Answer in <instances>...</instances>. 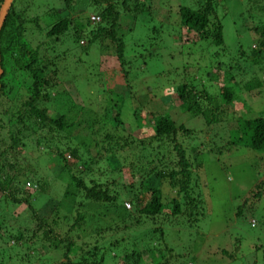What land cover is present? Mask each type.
<instances>
[{"label":"rangeland","instance_id":"rangeland-1","mask_svg":"<svg viewBox=\"0 0 264 264\" xmlns=\"http://www.w3.org/2000/svg\"><path fill=\"white\" fill-rule=\"evenodd\" d=\"M220 1L217 5V15L221 19L225 46L215 48L201 44L195 34L192 31L186 32L183 26L174 27L172 31L168 26V11L174 15L180 5L194 6L196 0H150L149 10L143 11L142 16L133 17L132 13H122L118 33L124 34V55L129 62L125 76L112 52L109 54L107 49L100 50L96 40L84 44L85 40L79 38L77 45L69 36L64 37L62 43L57 41L58 45L54 46L52 53L56 55L57 61L52 91L58 95L55 97L57 102L48 105V112L51 114L59 110L56 105L61 103H64L63 113L68 111L72 116L82 114L84 117L79 107L94 110L99 114L105 102L110 101L111 104L120 98L114 97V94L118 93L121 94L122 103L118 115L121 125L116 124L118 132L113 133L118 135L122 142L128 143L130 139L150 135L153 125L160 117H166L176 125L193 130L191 135L186 136H181L178 132L175 140L184 149L187 157H196V162L200 164L192 171L191 186L193 193L200 199L201 209H197V216L190 217L184 214L175 217L169 215L167 208L175 192L165 182L160 186L162 213L165 216L158 218V215H140L137 208H133V202L129 201L131 196L127 190L130 191L129 186L134 192L143 188V185L142 188L139 187V182L144 177V172L150 168L148 164L151 166L158 163L154 161V151L146 153L143 150L140 152L142 155H139L137 148L133 146L137 142H133L129 147H125L122 153H116L117 158L113 159L107 142H95L92 139L87 148L90 156L96 161L92 166V178L95 177L94 180L103 184L102 189H107L106 195H117L112 214L121 218L123 204L135 224L126 228L128 219L125 218L124 223L116 224L120 225L121 232L118 236L124 237L125 244L121 243L122 247H115L112 255H107V242H101L106 253V263L117 261L121 254L120 249L126 247L125 250H128V236L133 235L138 240L143 236L145 241L150 240L148 238L154 231L155 234L162 233L159 244H166L167 247L166 252H155L162 255L160 262L165 260L167 264H264V160L258 161V154L239 143L234 146L228 144L231 138L230 128L235 126L231 120L244 113L241 112L242 107L240 106V110L226 107L217 112L216 122L205 125L199 115H190L182 109L175 92L178 84L197 86L199 82L207 81V73L214 74V70L221 72L216 66L217 62H225L231 58L236 46L244 52L253 46L257 47L248 39L251 37L252 27L264 23V0ZM14 6L24 8L27 17L37 16L42 29L39 33L40 45L41 48L48 49L44 44L47 41L44 37V26L49 21L45 11L49 13L51 8L60 9L62 2L16 0ZM258 12L261 14H257ZM234 35L238 36L237 42L233 41ZM39 36L36 32H31V29L25 32V38L32 45L39 41ZM105 41L104 44H107V40ZM123 68L125 70L126 66ZM193 81L197 83L194 84ZM211 83L216 87V91ZM211 83L208 91L217 95V88L223 82L219 78ZM243 98L247 105L253 107L252 111L244 116L254 117L260 102H264V91H252ZM199 104L203 107L206 102L200 101ZM165 141L160 147L163 148L162 154L157 152V160L166 167H171L176 162V155L172 145ZM31 142V139H28L27 146L21 147L16 153L7 154V161L0 160L1 169L5 171L2 175L16 178L21 183L19 186L23 184L21 190L14 195L23 196L26 194L23 190H37L38 192L31 193L28 201L49 226L52 225L49 217H54L49 210L58 201L60 216H75L76 207L81 212L86 210L85 203L82 206L76 203L78 197L62 199L67 177L61 174L60 161L47 151L36 148ZM259 181L263 182L260 195L249 205V199H253L251 195L255 191L253 187ZM150 183L151 187L157 186L156 180H151ZM15 185L8 187L12 194ZM112 190L114 192H111ZM246 198L248 199L245 201ZM193 218L195 221L191 222ZM35 224L36 221L31 217L25 203L14 204L0 194V264H53L61 260V251L53 249L50 241L42 239L41 231L36 229ZM52 227L54 235L58 234L62 238L69 236L66 231L67 221L58 218ZM86 231L80 234L82 238L78 242H92L89 232ZM18 233H21V240H25L21 243L23 246H19L21 248H16L15 240L9 238L10 235ZM72 238L76 241L75 236ZM75 243L77 244V241ZM140 248H143V244H138L139 251ZM104 250L101 249L102 252ZM135 252L137 253V250ZM141 255L143 264H153L142 249ZM117 263L120 264L118 261Z\"/></svg>","mask_w":264,"mask_h":264},{"label":"trees","instance_id":"trees-1","mask_svg":"<svg viewBox=\"0 0 264 264\" xmlns=\"http://www.w3.org/2000/svg\"><path fill=\"white\" fill-rule=\"evenodd\" d=\"M15 1H11L0 27V68L2 70L0 74V131H2L0 160H6L9 157L7 154L16 153L21 147L27 146L28 139H31V143H34L36 148L47 151L60 161L61 174L67 177L62 199L78 197L79 200L76 203L80 206L85 203L86 210L81 212L76 207L75 216H60V202L51 206L49 211L54 217L49 218L53 226L58 218L67 221L66 231L69 236L62 238L58 234L54 235L52 225L49 226L46 221H43L28 201V197L32 196L31 193L38 191L23 190L26 192L23 196L14 195L19 189L21 190L20 187L23 184L19 186L21 183L16 178L2 175L5 173L1 169L2 165L0 166V194L14 204H26L31 217L36 221V229L41 231L42 239L50 241L53 249L61 251V260L53 264H118L117 261L120 264H143L141 249L145 251L153 264H167L165 260L160 262L162 255L155 254L158 251L166 252L167 247L166 244H159L162 233L155 234L154 231L148 238L150 240L145 241L143 236L138 240L129 234L130 236L126 238V244H129L128 250H125L126 247L120 249L121 254L117 261L105 262L106 253L101 242L103 240L107 242V255H112L115 247L121 243L125 244L124 237L118 236L121 232L120 225L116 226V224L124 223L125 219H128L126 228L131 225L133 227L135 224L132 222V215L127 213L123 204L121 218L112 214L117 195H106L107 189H102L103 184L94 180L95 177L92 178V166L96 161L93 160V156H90L87 148L92 139L95 142L105 141L109 144V153L113 159L117 158L116 153H122L125 147H129L133 142H137L133 146L137 148L136 152L139 155H142L140 152L143 150L146 153L154 151V161L158 163L151 166L148 164L150 168L144 172V177L139 182V187L142 188L143 185V188L134 192L129 186L130 191L127 190L130 192L129 201L133 202V208L135 210L137 208L142 216L158 215V218L165 216L162 213L163 203L160 196V186L165 182L175 192L167 208L169 215L197 216V209H201L200 199L193 193L191 175L200 164L196 162V157H187L184 149L175 141L178 132L182 134L181 136H186L191 135L193 130L176 125L166 117H160L153 125L150 135L127 140L128 143L122 142L119 136L113 133L118 132L115 125H121L118 115L122 103L121 94L118 93L114 94V97L120 98L115 100V103L105 102L99 114L94 110L79 107L84 117L82 114L72 116L68 111L63 113L64 103L56 105L58 111L52 114L48 112V105H54V102H57L55 97L58 95L52 91L57 61L56 55L52 52L55 49L54 46L58 45L57 41L62 43L64 37L69 36L76 44L79 38L85 40L84 44L88 41H98L100 50L107 49L109 54L110 51L112 52L125 76L129 62L124 55L126 52V45L122 39L124 34L118 33L121 23H119L120 15L127 12L132 13L133 17L142 16L143 11L149 10L150 0L148 2L147 0H60L62 2L60 9L51 8L49 13L45 11L49 21L44 26L46 28L44 37L47 38L44 44L48 49L41 48L39 33L42 29L37 16L27 17L24 8L14 6ZM1 2L2 0L0 4ZM220 3V0H196L194 6L180 5L174 15L167 9L170 15L168 26L171 31L174 27H185L186 32L192 31L205 46L223 47L225 43L222 24L217 15V5ZM30 29L39 36V41L33 45L25 38V32ZM250 36L248 40L254 42L257 45L256 48L253 46L249 51L244 52L236 46L231 58L226 59L225 62H217L216 66L222 70L221 72L214 70V74L207 73V81L199 82L197 86L178 84L175 92L178 94L182 109L190 115H199L205 125L216 122L217 112L226 107L238 110L242 107L241 112L244 113H240L231 120L235 126L230 128L231 138L228 144L230 146L241 144L244 148L258 154L257 160L260 161L264 160V102H260L254 117H245L244 115L252 111L253 107L247 105L243 97L252 91H264V23L253 26ZM105 40L107 44H104ZM234 40L236 42L239 40L237 35H234ZM124 66H126L125 70ZM219 78L223 83L217 88V95H215L208 91L209 85L212 80ZM193 83L197 82L193 81ZM211 86L216 91L212 83ZM110 96H112L111 92ZM200 101H205L206 105L202 107L199 104ZM165 140L172 145L176 155V162L171 167H166L157 160L158 153L162 154L163 148L160 147L164 145ZM7 165L10 166V164ZM151 180H156V187H151ZM262 183L259 181L254 185L255 191L251 195L253 199H249V205L258 199ZM12 184H16L13 186V194L8 189ZM194 221L195 218L191 222ZM83 231L89 232L92 242H78L82 238L80 234L85 233ZM72 236L76 237L77 244ZM9 238L15 240L16 248H21L19 246H23L21 243L25 241L21 240V233L10 235ZM138 244H143L140 251L137 249ZM102 248L104 252L101 251Z\"/></svg>","mask_w":264,"mask_h":264},{"label":"water","instance_id":"water-1","mask_svg":"<svg viewBox=\"0 0 264 264\" xmlns=\"http://www.w3.org/2000/svg\"><path fill=\"white\" fill-rule=\"evenodd\" d=\"M12 0H2L0 4V27L4 21V18L7 14V11L9 9L10 3ZM2 73V70L0 68V74Z\"/></svg>","mask_w":264,"mask_h":264}]
</instances>
